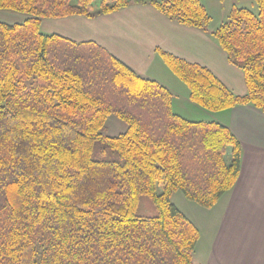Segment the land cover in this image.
I'll return each mask as SVG.
<instances>
[{"label": "trees", "instance_id": "trees-1", "mask_svg": "<svg viewBox=\"0 0 264 264\" xmlns=\"http://www.w3.org/2000/svg\"><path fill=\"white\" fill-rule=\"evenodd\" d=\"M0 0V264H194L200 231L175 192L210 209L236 185L242 144L226 126L173 111V93L93 41L41 30L44 20L95 18L136 0ZM234 7L211 34L244 75L235 94L211 70L157 49L209 112L264 113V0ZM208 32L201 0H142ZM126 131L105 134L110 117ZM143 201L154 211L142 215Z\"/></svg>", "mask_w": 264, "mask_h": 264}, {"label": "crops", "instance_id": "crops-1", "mask_svg": "<svg viewBox=\"0 0 264 264\" xmlns=\"http://www.w3.org/2000/svg\"><path fill=\"white\" fill-rule=\"evenodd\" d=\"M136 1L95 18L44 20L41 30L78 42H96L139 75L166 86L173 95L182 92L189 112L176 107L174 96L176 114L190 121L220 123L235 134L242 144L236 185L214 207L194 208V217L189 216L200 231L194 264H264V113L250 105L209 112L189 100L188 88L181 86V92L171 89L165 80L171 79L174 86L178 82L170 76L157 49L207 67L239 96L247 93L243 72L229 62L213 31L183 26L153 6L138 3L142 0Z\"/></svg>", "mask_w": 264, "mask_h": 264}, {"label": "rangeland", "instance_id": "rangeland-1", "mask_svg": "<svg viewBox=\"0 0 264 264\" xmlns=\"http://www.w3.org/2000/svg\"><path fill=\"white\" fill-rule=\"evenodd\" d=\"M78 0H71L73 4H76ZM161 1V0H157ZM203 5L205 6L209 16H210V23L208 25V30L215 31L217 30L223 23L228 21L229 15L234 7L237 8H247L254 13H258V6L255 2V0H201ZM101 3V0H94L93 5L94 9L96 10ZM24 16L12 13L8 11H0V21L8 24H15L20 23L23 21ZM168 70V69H167ZM170 76L176 82H178L177 85H173L171 79L165 80L167 81V85L172 89H175V91H182V87L187 90V87L184 83H182L170 70H168ZM182 86V87H181ZM179 88V89H178ZM181 89V90H180ZM175 96V105L178 108V106H181L183 108V112H189V103L186 101V99L182 96V92ZM127 126L118 120L116 117L112 116L108 119L107 122V129L105 134L108 136H117L120 133H123L126 131ZM172 202L173 204L189 219V216L194 217L193 214L195 211L194 208H201L203 207L199 206L198 204L188 200L182 192L178 191L175 192L172 196ZM140 214L142 215H152L154 214V211L151 209L150 204L147 201H143L141 206ZM196 212V211H195Z\"/></svg>", "mask_w": 264, "mask_h": 264}]
</instances>
